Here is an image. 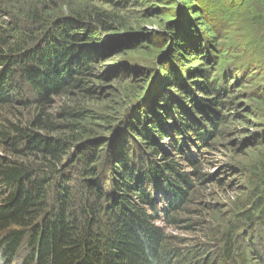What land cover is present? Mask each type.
<instances>
[{
    "label": "trees",
    "instance_id": "1",
    "mask_svg": "<svg viewBox=\"0 0 264 264\" xmlns=\"http://www.w3.org/2000/svg\"><path fill=\"white\" fill-rule=\"evenodd\" d=\"M64 1L0 0V114L26 112L0 115V264H264V147L244 192L207 178L201 156L236 118L217 111L236 86L229 73L246 76L262 58L244 53L256 62L241 59L212 79L205 65L217 62L206 46L213 35L195 42L185 16L178 24L175 13L165 33L147 32L121 14L136 0H87L119 13ZM178 3L205 33L227 17L206 21L205 0ZM142 47L153 55L144 63L132 57L103 67L105 54ZM189 56L197 67L186 65ZM130 77L142 81L123 87ZM102 82L117 85L123 107L112 116L87 108ZM252 96L258 107H244L240 121L247 129L251 119L264 120V84ZM55 98L65 102L58 113ZM247 132L248 146L264 144L263 129ZM173 152L183 155L191 181ZM235 164L228 170L247 168ZM206 181L236 196L233 206L195 201ZM198 205L202 218L191 210ZM234 206L240 211L229 218Z\"/></svg>",
    "mask_w": 264,
    "mask_h": 264
},
{
    "label": "rangeland",
    "instance_id": "2",
    "mask_svg": "<svg viewBox=\"0 0 264 264\" xmlns=\"http://www.w3.org/2000/svg\"><path fill=\"white\" fill-rule=\"evenodd\" d=\"M26 1L28 2V0ZM128 1L131 2L130 0ZM163 1L164 0H136L133 3L131 2V4H128V9H124L125 13L121 14L124 15V18L129 23L141 24V26H139L138 28L142 27L144 31H161L165 33L167 31V24H170L171 21L173 22V16L176 13L175 20L177 19L178 24L183 20L181 17L182 15L183 17L185 16V19L188 21L189 25L191 23L193 24V27H195L193 32L195 42L197 40L203 43V40H205L208 36L213 35V41H207L206 46H210L211 49H214L215 53H213L212 56L213 58L215 57V59L217 58V62H215L213 65L212 63H207L205 65V68L210 70V75L212 74L210 78L212 79H218V77L222 73V70L225 71L227 67L240 62L241 59L244 60L246 58V63L256 62L252 61L248 56L246 57V54L249 56L256 54L258 57L262 58V63H259V66H254L252 71L249 69L246 70V74L248 73L251 75L247 74L246 76L242 77L241 72L235 74L232 70L231 73H229V75L231 74L232 77L229 76L230 78H228V82H232V79H235L236 84H233V86H236L231 90L229 94V98L231 99V101H226L227 105H229L219 107L217 111L220 116L228 115L229 113H231L232 115L236 116V118L229 121L226 127L222 126L219 129L220 131L223 130L224 132V135L219 140V143H215L216 141L212 143V135L206 143L209 144V141H211V149L201 153L203 161L206 165L205 167H207L206 173L204 174H209L208 176H206L207 178L213 177L215 179L219 178V180L222 181L227 180L228 182H230V185L234 186L238 191L244 192L246 189L244 187V180L246 178V175L248 173H250V175H253L252 170H249L251 167H254L252 166L253 162L257 160L259 161V158L261 156L260 151L264 147V144H258V146H248L245 143V138L248 133L247 131H249L250 134L254 135L260 130H264V120L258 122L255 121V119H251V123L253 126H248V129L246 128L247 125H244L240 122L243 119V116H245L246 114L243 110L244 107L250 109L258 107L256 99H252V95L253 93L259 91V89L262 88L264 84V22L262 21V15L264 13V3H262V1L264 0H221V3L223 1V4L220 3V0H205L206 3L204 4V16L206 21L208 20L209 22H211V19H213V22H215L216 17H220L222 15L227 16L224 17L223 20L218 19L220 23L215 24L212 30L207 33H205L203 29V24L197 23L200 22L199 20H191L193 13L191 14V16H189V12L187 13V11H184L180 8L181 4L178 3V0H172L171 4H168V2L167 4H163ZM194 1L195 0H191V3H194ZM64 2H69V0H65ZM125 2L127 3V0H125ZM62 3L63 1H59L56 9H58ZM89 3L90 1L87 0H75L71 4L72 6H74V8L83 11L93 8L91 10L108 12L112 11L113 13H119L120 10L123 9L119 6H113L112 4L105 5L97 3L92 5ZM230 5H232L233 7H228ZM61 11L63 13H67V11L63 8H61ZM166 11H170V13L166 15L164 13ZM222 12H224V14ZM186 13L188 14L189 18L188 16H186ZM138 15H141V21L135 19ZM169 15L171 16V18ZM197 24H199L200 26H198ZM146 48H149L148 44L146 45ZM146 48L142 47L141 50L136 53H131L127 50V52L112 51L108 54H105L103 67L108 68L110 66H117L118 64L122 65L124 59H132V57L136 59L139 58L140 60H138V63L140 62L142 64L145 62L143 61V55L147 57H149L150 55ZM244 53H246L245 56H243ZM189 57L191 58L192 56ZM155 58L160 59V56H155ZM192 59L193 58H191L186 65L188 67L190 65L191 67H197V62H194ZM148 63L149 66L152 64L150 59ZM246 65L247 64H244V66ZM245 69H247V67ZM245 78H247L248 80H246ZM141 81L142 78L139 79L130 77L128 81H124L122 86L124 87L125 85H129V83ZM96 86H101L99 87L100 92L98 91L99 88H97ZM96 86L95 94H93L94 102L90 103L89 101H87V103H89V105L87 106L89 110L101 116H112L114 109L117 112L120 108L123 107H119V94L115 90L117 85L109 83L104 84L102 82L96 84ZM52 102L53 109L57 113L60 110V107H62V105L65 103L64 100L57 98L52 99ZM169 110L171 111L172 108ZM1 114L2 116H4L3 118H7L5 115L9 114L18 116L20 114H26V112L21 113L20 110H15L14 112L12 110H7L5 112H2ZM3 154L4 153L0 151V155L4 156ZM198 154H200V151H198ZM183 160V155H180L177 152L171 153V161L175 162L177 167L181 170V174L188 176V180L191 181L193 179V176L183 164ZM234 162L244 163L247 168L242 166V172H237V170H228L230 164H235ZM235 168L237 169V167ZM254 168H257V165ZM260 173H262L261 168ZM215 186V184H209L208 181L203 182L198 187V189L195 190L194 200L203 203L205 206H208L210 204L219 206L223 205L224 207L231 208L233 206L232 203L235 202L236 196L232 199L229 195L222 194L223 190L220 191L216 189ZM199 206L200 205L196 206V208H191L194 214H199L200 211L197 208ZM234 208L236 209L232 211L233 213H231L229 218L237 211H240L241 207L234 206ZM204 215V212H200L199 217L202 218L204 217ZM192 217H194V215H192ZM205 217L208 221V214H206ZM197 218L198 217H194V220H196ZM183 235H186L185 237L195 240L198 234L189 233ZM254 244L257 245V242H254Z\"/></svg>",
    "mask_w": 264,
    "mask_h": 264
}]
</instances>
